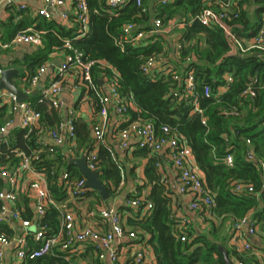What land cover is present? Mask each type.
<instances>
[{"label": "trees", "instance_id": "trees-1", "mask_svg": "<svg viewBox=\"0 0 264 264\" xmlns=\"http://www.w3.org/2000/svg\"><path fill=\"white\" fill-rule=\"evenodd\" d=\"M215 1L218 0H141V4L136 5L129 0L120 8L110 11L104 0H87L88 30L80 37H77L80 24L73 16L69 17L72 22L70 27L56 19L32 16L26 9L11 14L10 20L14 15L19 19L14 26L6 28V35L10 37L29 26H34L40 32L42 45L26 53L21 60L13 61L19 66L17 76L24 79L25 87L39 66L49 59L53 51L62 48L66 39L89 58L106 63H96L92 67V78L97 85L104 76L112 74L113 68L117 73L119 93L132 100L126 114L128 120L151 121L156 129L169 125L185 138L197 167L203 173L205 188L214 198L212 216L220 218L223 224L228 219L234 220L250 213L251 218L258 221L264 230V170L246 159V151L250 149L257 159L264 161V52L260 51L259 55L241 53L221 27L206 26L194 19L201 9L209 6V3L213 6ZM232 8L237 16L227 21L230 31L239 39L254 35L262 25L264 0H234ZM156 18L161 20V28L181 24L176 30L180 48L173 63L178 71L193 70L196 101L191 96L173 95L175 90L182 94V84L174 80L171 73L159 71L152 77L141 71L140 66L147 57L168 55L166 36L152 34L138 46L125 43L121 47L117 43L124 23L132 22L148 32ZM225 74H230L232 81L224 92H218V87L226 82ZM249 84L253 88V96L243 93ZM205 85L210 87L209 95L203 94ZM89 92L93 95L92 91ZM27 100L41 113L39 127L30 132L27 128L12 130L3 144L0 164L12 165L17 162L12 151L14 149L28 153L38 148L39 133L56 126L63 116L62 111L39 103L37 94H31ZM195 103L201 112L195 110ZM97 109L98 105L95 111ZM232 110L237 113H229ZM9 115L7 105H0V125ZM203 118L205 123H202ZM75 133L77 155L80 149L86 152L96 146L88 123L75 120ZM96 147L98 177L112 195L124 179L122 172H125V166L116 157L114 159L104 145L98 144ZM228 152L233 154L232 166H227L223 161ZM132 154L136 158L148 157L145 176L152 183V188L147 199L153 203V207L149 217L141 221L129 218V223H134L136 230L151 234L149 242L158 264H226L224 253L228 259L229 253H233L237 259L259 264L254 258L238 255L234 248L221 249V224L214 225L212 220L206 231L190 228L188 238L181 241L169 219V191L159 181L155 168L157 157L146 148H136ZM136 165L134 163L129 168L130 174H134ZM62 166L72 178L81 177L79 169L69 159L61 161L58 155L51 157L43 153L37 165L45 173L49 192L58 203H64L68 196L65 185L58 181ZM236 182L250 183L253 191H233ZM1 186L4 183L0 179ZM96 197L101 201L99 194L96 193ZM22 200L24 203L27 201L24 197ZM22 215L33 217L27 205ZM60 218L59 209L49 205L41 222L46 225L48 233H53L60 225ZM0 233L12 236L14 232L8 223H0ZM91 251L92 247L87 246L84 253ZM79 258L88 261L87 264H106L93 254L89 257L77 255L76 252L61 251L58 247L42 256L26 258L20 264H78Z\"/></svg>", "mask_w": 264, "mask_h": 264}, {"label": "built area", "instance_id": "built-area-1", "mask_svg": "<svg viewBox=\"0 0 264 264\" xmlns=\"http://www.w3.org/2000/svg\"><path fill=\"white\" fill-rule=\"evenodd\" d=\"M110 11H114L123 6L129 0H104ZM136 5L141 4V0H132ZM13 0H0V4H12ZM201 9L194 19L201 24L217 25L221 27L233 40L241 53L264 52V25L249 39L237 38L228 28L227 21L235 18L237 14L233 10L234 0H218ZM215 6V7H214ZM26 9L25 4H20L18 10ZM57 9L62 20H68L73 16L80 24V32L77 37L83 36L88 30L89 9L87 0H41L40 7L36 10L39 16L46 19L51 18V10ZM153 28L146 32L132 22L122 25L121 36L117 43L123 47L125 43L138 46L144 43L147 36L161 31V20H153ZM40 32L31 27L17 31L12 37L3 40L0 35V48L8 49L22 44L41 45ZM176 48H180L177 42ZM63 57L56 66L54 78L43 83V78L51 66L46 61L39 66L34 75L28 80V85L23 88V92L29 97L37 91L38 102L46 103L49 107L63 111V116L59 123L44 132L39 133L37 142L39 147L30 152L12 150L15 152L17 162L12 165L0 164V179L4 186L0 187V223H8L12 228V223L19 225L20 230L14 229L12 236L0 233V264L4 262L3 249L12 243L15 244L14 259L21 262L24 259H33L50 253L55 247L61 251L79 252L84 247L91 246L92 252L100 260H108L116 263L120 259L119 246L124 241L127 246L134 248V251L127 258L126 264H158L152 259L142 247L143 237L134 227L126 225L121 212L114 205L97 204L93 208H88L86 213L90 217H99L102 223L108 225L107 229L93 226H82L77 228L78 213L69 208L67 201L58 203L51 196L45 173L38 167L42 160V154L46 156L58 155L61 161L70 158H80L85 156V162L90 170L97 171V154L95 150H87L79 155L76 154L77 141L75 133V111L73 108H66L61 98L64 84L67 77L74 80V85L87 91H92L98 105L95 111V118L91 124L95 145L103 144L106 140L107 129L111 120V115L115 117V126L112 135L117 139L121 149L146 148L157 157L155 165L161 166L159 158L169 163L176 171L175 182L178 191L189 197L188 209L197 213L200 218L212 217V208L215 201L211 193L205 188L203 177L197 168L191 147L185 138L178 134L169 125H161L158 129L151 121L141 119L128 120L127 111L132 105V100L121 96L117 87V73L111 68L112 74L104 76L100 85H97L92 78V67L99 63L106 65L102 60L89 58L82 50L74 47L70 40H64L62 44ZM189 60V58H188ZM162 56L151 55L141 64V71L152 77L157 72L171 73L172 78L182 84V94L173 91V95H186L195 97V77L193 70L187 69L178 71L172 67L162 64ZM3 72L0 69V76ZM226 82L218 87V92H224L228 84L232 81L230 74L224 76ZM245 95H254L253 88L249 84L244 90ZM203 94H210V87H203ZM27 97V98H28ZM26 99L18 100L17 96L4 89H0V103L8 104L10 115L0 125V155L3 153V144L7 142L8 134L15 128H27L32 131L39 127L41 113L37 111L32 103ZM195 110L201 112L195 103ZM229 113H237L235 110ZM124 126H120L123 123ZM205 123V118L202 119ZM48 139V140H47ZM249 143V140H247ZM111 155L115 159V154L110 146H107ZM230 149L231 147L228 146ZM246 159L252 161L264 170V161L257 159L252 150L246 151ZM223 161L227 166L233 164V154L228 152ZM123 177V176H122ZM165 184V180L162 178ZM59 183L65 185L67 199H80L88 196V193L95 191L85 185V178H72L69 171L61 167ZM123 184L120 181L119 187ZM264 185V182H263ZM252 192L253 186L250 183L236 182L233 191ZM95 193H97L95 191ZM132 195L124 198V205L138 213L141 217H146L153 203L146 199L144 195L131 192ZM98 194V193H97ZM20 196L28 198L33 205V217L27 218L22 215L23 207L19 203ZM49 205L56 206L60 211V225L53 233L47 232V227L41 222ZM169 219L179 233V239L184 241L188 238L190 220L181 212L171 211ZM230 241L238 250L250 251L251 242L248 239L256 233L255 220L249 214L236 218L231 224ZM38 243V246L35 244ZM233 264H252L249 260L235 259Z\"/></svg>", "mask_w": 264, "mask_h": 264}, {"label": "crops", "instance_id": "crops-1", "mask_svg": "<svg viewBox=\"0 0 264 264\" xmlns=\"http://www.w3.org/2000/svg\"><path fill=\"white\" fill-rule=\"evenodd\" d=\"M25 4L26 9L30 12L32 16H39L36 13V10L41 5V0H13L12 4L6 5V4H0V35L3 38V40H7L10 37H12L14 34H12L10 37L6 35V28H9L10 26H14L17 22L19 17L14 15L12 20H10L11 14H16L18 10V6L20 4ZM24 9V10H26ZM50 19H56L57 21L62 22L63 24L67 26H72V22L70 18L68 20H62L59 17L58 10L53 9L51 10V18ZM10 25V26H9ZM262 25H264V15L262 17ZM9 26V27H8ZM32 29L36 31L34 26H29ZM181 27V24H170L167 27L161 28V31L158 33L166 36L168 41V55L165 57H162L164 65H167L168 67L174 66V59L177 58L178 55V49L176 48V44L178 42V35L177 31ZM178 28V29H177ZM38 32V31H37ZM251 37V36H250ZM248 38H241V39H249ZM42 45V43H41ZM39 45V46H41ZM35 45L31 44H22L17 47H12L8 49H2L0 48V69L4 70L7 68H16L18 69V73L11 77V81L20 89L23 90L25 87V81L20 76H17L19 71L18 64H14L13 61L15 60H21L26 53H30L32 50H35L37 47ZM63 50H55L53 51L49 59L47 60L50 62L51 66L48 68V71L46 72L43 83L48 82L49 80H52L54 78V73L56 70V66L61 61L63 57ZM53 60H58V63H53ZM101 84V83H100ZM5 90V89H4ZM222 92V91H220ZM36 94V93H33ZM61 98L63 102L65 103L66 108H73L75 111V120L86 122L90 125V131L91 136H93V132L91 130V124L95 118V110L97 106V101L95 97L90 94L89 91L78 88L74 85V80L70 76L66 78L64 89L61 93ZM0 105H3L0 103ZM8 107V104H6ZM9 109V107H8ZM63 113V111H62ZM115 126V117L114 115H111V120L109 122V127L107 129V135L104 145L106 148L107 146H110L115 154L116 160L119 161L121 164H124L125 166V172L123 173V184L115 190V192L110 195L108 199L103 200L101 198V201H98L96 197L95 191L89 192L88 196L82 197L80 199H67L69 208L74 209L77 211L78 217L77 219V228H80L82 226H93L96 228H102L107 229L108 225L105 223H102L101 219L99 217H90L87 215L86 211L88 208H93L97 204H105V205H114L123 215V218L125 220V223L129 227H135L134 223H129V218L133 219L134 221H141L143 219H146V217H149L150 213L146 217H141L138 213H136L134 210L130 209L129 207H126L124 203V198L128 195H132V191H136V194L138 195H144V197L147 199V195L150 193L152 188V183L148 180V178L145 176V166L148 160V157H140L136 158L133 156L132 152L136 148H130V149H121L118 146V141L115 137L112 135V129ZM48 140V139H47ZM93 150L97 151V147L95 146ZM80 151H82L80 149ZM151 154V153H150ZM162 162L161 166L157 167L155 165L156 171L158 173L159 181L164 185L167 192L168 197L170 198V209L171 211H177L184 214L189 220H190V226L195 229L201 231H206L209 228L210 220L213 221L214 225H220L222 223V220L220 218H216L215 216H212L210 218L202 219L200 216L188 209V202L189 197L187 195H184L178 191L177 184L175 182L176 177V171L175 169L167 163L164 158H159ZM136 163V167L134 168V174L129 173V168ZM197 165V164H196ZM198 168V167H197ZM199 170V168H198ZM200 171V170H199ZM202 177L203 173L200 171ZM126 177V179H125ZM162 178L165 180H162ZM140 188V189H139ZM97 192V191H96ZM98 193V192H97ZM99 194V193H98ZM24 196H20L19 203L23 207V211L25 210L26 205L31 210L32 214H34L33 211V205L32 202L27 199V201L24 203L22 198ZM101 197V196H100ZM250 214V213H249ZM233 219H228L223 224H221L219 234L223 238V246L220 245L221 249H235L237 251L238 255H247L249 258H254L256 261H258L259 264H264V230L261 229L260 223L255 221L256 224V233L252 236H249L248 239L251 242V250L250 251H243L236 249L233 244L230 241V235H231V224ZM12 229L14 232V229L17 230V232L20 230L19 225L15 222L12 223ZM138 231V230H137ZM139 234L143 237L144 241L142 243V247L146 250L148 255L154 260L155 254L153 247L151 243L149 242V239L151 237V234L147 231H138ZM224 247V248H223ZM14 250H15V244L12 243L8 247H5L3 249L4 252V262L5 264H20L19 261H16L14 259ZM86 250V247H84L82 250H79L77 255L85 254L86 256H91L92 254L95 256V254L91 251L84 253ZM134 251V248L127 246L126 242H122L119 246V252H120V259L116 263H111L108 260H102L106 264H126L127 258L131 255V253ZM236 254L229 253V261L233 263L236 258ZM89 259V258H88ZM88 261L79 258L78 264H87ZM227 264V263H226Z\"/></svg>", "mask_w": 264, "mask_h": 264}, {"label": "water", "instance_id": "water-1", "mask_svg": "<svg viewBox=\"0 0 264 264\" xmlns=\"http://www.w3.org/2000/svg\"><path fill=\"white\" fill-rule=\"evenodd\" d=\"M247 55H259V52L254 51L247 53ZM53 63L57 64L58 60H53ZM18 73V69L16 68H7L4 69L0 76V89H5L9 92L14 93L18 100L26 99L28 96L20 90L12 81L11 77ZM102 83V81H99ZM37 93V91H34ZM69 162L74 164L78 169L81 175L85 178V185L96 190L103 200L108 199L109 192L107 188L102 184L101 180L98 177V172L90 170L85 162V156H81L80 158H70ZM224 258L227 264H233L229 261L226 253H224Z\"/></svg>", "mask_w": 264, "mask_h": 264}]
</instances>
